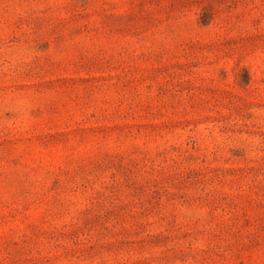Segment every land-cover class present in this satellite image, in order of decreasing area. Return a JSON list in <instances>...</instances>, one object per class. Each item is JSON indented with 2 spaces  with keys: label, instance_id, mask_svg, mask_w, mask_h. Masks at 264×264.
Returning a JSON list of instances; mask_svg holds the SVG:
<instances>
[{
  "label": "rangeland",
  "instance_id": "obj_1",
  "mask_svg": "<svg viewBox=\"0 0 264 264\" xmlns=\"http://www.w3.org/2000/svg\"><path fill=\"white\" fill-rule=\"evenodd\" d=\"M0 264H264V0H0Z\"/></svg>",
  "mask_w": 264,
  "mask_h": 264
}]
</instances>
